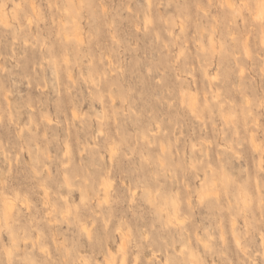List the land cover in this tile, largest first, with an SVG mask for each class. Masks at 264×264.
I'll use <instances>...</instances> for the list:
<instances>
[{
	"label": "clouds",
	"instance_id": "1",
	"mask_svg": "<svg viewBox=\"0 0 264 264\" xmlns=\"http://www.w3.org/2000/svg\"><path fill=\"white\" fill-rule=\"evenodd\" d=\"M5 126L0 264H264V0H0Z\"/></svg>",
	"mask_w": 264,
	"mask_h": 264
},
{
	"label": "rangeland",
	"instance_id": "2",
	"mask_svg": "<svg viewBox=\"0 0 264 264\" xmlns=\"http://www.w3.org/2000/svg\"><path fill=\"white\" fill-rule=\"evenodd\" d=\"M119 34L125 38H133L134 37V30L132 25L125 21L123 24L120 25V32ZM135 39L137 41V46L141 49H143L149 42V38L143 37L142 35L135 36ZM101 43H106L107 42V36L102 35L100 37ZM39 59V53L38 52H29L27 60L24 64V67L20 70L21 72H30L31 68L34 66V62ZM134 60V55L132 53H126L125 54V62L128 63L129 65V70L126 72L125 79L128 81V83H133L135 80V77L132 73L131 70V62ZM21 91L28 93L30 90L27 87V84H24L21 86ZM31 95L35 98L36 96L39 95V93L36 91L35 84H33L32 89H31ZM50 109L52 112L57 111V105L50 103ZM60 108L63 112H68L69 111V104L67 98L63 99L62 103L60 104ZM88 111V105L87 103L83 107V112ZM74 114L76 113L77 115H80V112L77 110L73 111ZM75 114V115H76ZM63 132V129L60 130ZM12 135V130L9 129L7 126H5L3 129H0V136H3L5 140L9 139L10 136ZM18 180H22L23 177H17Z\"/></svg>",
	"mask_w": 264,
	"mask_h": 264
},
{
	"label": "bare ground",
	"instance_id": "3",
	"mask_svg": "<svg viewBox=\"0 0 264 264\" xmlns=\"http://www.w3.org/2000/svg\"><path fill=\"white\" fill-rule=\"evenodd\" d=\"M74 111V110H73ZM76 114V113H75ZM77 115V114H76Z\"/></svg>",
	"mask_w": 264,
	"mask_h": 264
}]
</instances>
